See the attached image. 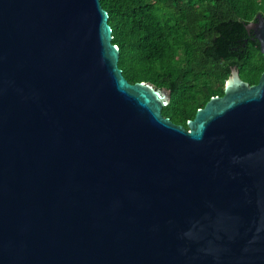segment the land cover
I'll list each match as a JSON object with an SVG mask.
<instances>
[{
	"label": "water",
	"instance_id": "water-1",
	"mask_svg": "<svg viewBox=\"0 0 264 264\" xmlns=\"http://www.w3.org/2000/svg\"><path fill=\"white\" fill-rule=\"evenodd\" d=\"M100 0H0V264H264V71L187 128L130 83ZM264 56V15L246 25Z\"/></svg>",
	"mask_w": 264,
	"mask_h": 264
},
{
	"label": "trees",
	"instance_id": "trees-1",
	"mask_svg": "<svg viewBox=\"0 0 264 264\" xmlns=\"http://www.w3.org/2000/svg\"><path fill=\"white\" fill-rule=\"evenodd\" d=\"M108 12L118 66L130 83L170 91L162 115L187 128L196 110L224 93L231 67L249 84L264 71L246 25L264 0H100Z\"/></svg>",
	"mask_w": 264,
	"mask_h": 264
}]
</instances>
